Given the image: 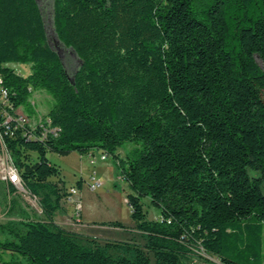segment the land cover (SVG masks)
<instances>
[{
	"label": "trees",
	"instance_id": "16d2710c",
	"mask_svg": "<svg viewBox=\"0 0 264 264\" xmlns=\"http://www.w3.org/2000/svg\"><path fill=\"white\" fill-rule=\"evenodd\" d=\"M52 1L57 38L79 60L71 78L47 43L36 1L0 0L7 110L44 90L53 100L46 117L60 129L40 142L24 137L27 127H0L23 188L47 220L0 226L10 238L0 250L25 260L1 263L194 264V257L263 264L264 0H214L202 10L194 0ZM12 64L28 65L30 74ZM125 142L142 144L118 167L144 248L82 244L53 223L71 193L46 154L114 157ZM29 153L36 154L33 165ZM144 198L159 220L147 219Z\"/></svg>",
	"mask_w": 264,
	"mask_h": 264
},
{
	"label": "rangeland",
	"instance_id": "374dc122",
	"mask_svg": "<svg viewBox=\"0 0 264 264\" xmlns=\"http://www.w3.org/2000/svg\"><path fill=\"white\" fill-rule=\"evenodd\" d=\"M35 1L43 18L47 43L57 53L66 73L71 78L79 60L77 55L71 49L63 46L57 38L53 26V1ZM213 1L194 0V5L198 10H202L211 5ZM255 62L263 69V63L259 58L255 57ZM9 66L21 76L30 74L28 65L12 64ZM52 103L53 100L46 91L35 90L31 92L25 106H20L17 109V113L25 116L32 124L37 119L46 116ZM141 145V142L138 144L125 142L115 150L114 157L108 155L104 161L100 160V152H93L95 157L93 164L90 163L87 154L80 155L74 151L63 154L48 152L46 158L50 164L60 170V178L67 191L70 192L72 188L76 190V194L70 201L62 202V208L54 215L53 223L75 235L85 245L102 246L105 243H126L144 248L145 240L134 228L130 217V208L126 201L127 196L132 194V190L122 177L118 167V162L122 161L124 165L130 159L131 151L140 149ZM36 160V154L29 153L27 163L33 165ZM79 181L81 188L77 189L76 184ZM93 185L94 189L91 188ZM12 199L15 200V208L10 209L9 205ZM77 202L80 204L81 210L79 216L76 217L75 204ZM142 204L148 220L157 221L160 219V212L150 204L149 199H142ZM26 219L47 222L36 198L29 193L19 191L9 194L6 187L0 183V226L19 227L18 223ZM76 219H79L80 222L77 223ZM114 222L120 223L125 228L118 229L108 226L109 223ZM5 239H10L7 232L0 233V242ZM261 249L264 264V231L261 237ZM1 258L4 261L18 259L25 263L22 256L8 251H3ZM193 263L199 262L193 257Z\"/></svg>",
	"mask_w": 264,
	"mask_h": 264
},
{
	"label": "built area",
	"instance_id": "2783aa9c",
	"mask_svg": "<svg viewBox=\"0 0 264 264\" xmlns=\"http://www.w3.org/2000/svg\"><path fill=\"white\" fill-rule=\"evenodd\" d=\"M6 91L2 90V78L0 77V117L3 118L2 122L0 123V127H3L5 131H9L10 129H18V128H25L27 127L28 130H26V134H24V137L28 140V138H35V141L43 142L50 138H56L60 132V129L57 127H54L51 123V121L45 116L43 118L37 119L35 122H32L30 124L29 120L20 114L17 113V110L13 111V113H10L7 110V101H6ZM10 109V108H8ZM9 123H13V127L10 128L8 126ZM88 157L90 159V163H95L94 154L93 152H90L88 154ZM107 156L104 154L100 155V160L104 161L106 160ZM0 183H2L4 186H8L9 184L14 187L16 191L22 192V193H28L23 188L19 172L17 169V166L14 163V160L12 158V155L10 154L9 150L7 149L5 143L2 140V137L0 135ZM98 184V183H96ZM92 189L95 188L93 185L91 187ZM71 196L69 197L68 201L71 200L72 196L76 194L75 189L70 190ZM75 212L76 217L79 216V212L81 210L80 204L77 202L75 204ZM77 223H79V219L75 220ZM202 255H204L203 250L201 249L200 252ZM2 254L3 251H0V264L2 260Z\"/></svg>",
	"mask_w": 264,
	"mask_h": 264
}]
</instances>
